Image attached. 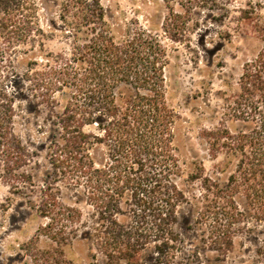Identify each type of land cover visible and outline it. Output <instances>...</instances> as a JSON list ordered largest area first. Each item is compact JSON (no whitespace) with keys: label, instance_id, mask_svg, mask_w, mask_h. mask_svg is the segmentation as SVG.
I'll return each mask as SVG.
<instances>
[{"label":"trees","instance_id":"trees-1","mask_svg":"<svg viewBox=\"0 0 264 264\" xmlns=\"http://www.w3.org/2000/svg\"><path fill=\"white\" fill-rule=\"evenodd\" d=\"M168 9L162 30L173 41L172 33L183 30L186 21ZM255 10L251 6L241 12L246 18L257 15L255 30L263 45L244 65L240 94L230 106L235 120L252 121L253 126L234 131L221 122L201 132L213 158L222 151L238 156L235 168L221 183L207 176L202 163L189 162V179L201 189L197 222L209 228L203 241L222 255L233 249L235 225L245 214L237 194L243 195L252 215L264 219V17ZM39 11L35 0H0V30L10 47L42 49L43 40L53 33L66 42L64 50L44 54L45 63L32 57L22 79L49 109V162L56 173L84 187L98 216L84 231L81 211L62 201L57 178L46 174L38 200H31V208L48 219L38 234L60 247L80 236L82 243L92 242L106 264H140L143 251L153 243L157 264H174L179 249L176 212L187 196L173 179L184 169L176 153L181 150L179 116L165 97L166 47L158 33L137 19L114 25L101 0H60L56 13L62 27L57 32L50 26L51 35ZM123 84L133 93H118ZM63 92L69 96L62 107L57 94ZM16 109L15 96L1 90L0 177L14 193L22 188L34 192V175L23 170L34 156L15 133ZM216 169L223 170L220 164ZM122 201L132 214L127 223L118 219L124 213Z\"/></svg>","mask_w":264,"mask_h":264},{"label":"rangeland","instance_id":"rangeland-1","mask_svg":"<svg viewBox=\"0 0 264 264\" xmlns=\"http://www.w3.org/2000/svg\"><path fill=\"white\" fill-rule=\"evenodd\" d=\"M39 19L49 32L53 26L57 32L62 27L57 19V3L60 0H35ZM109 20L123 24L137 19L141 24L159 34L167 49L168 63L165 69V97L168 105L179 116L178 143L183 172L173 179L187 196L177 208L178 222L174 229L179 235V249L174 264H264V219L252 215L253 211L242 194L236 201L243 210V221L235 225L233 249L222 255L203 241L209 233L204 223H198L201 207L200 184L189 179V162L203 164L205 173L224 183L234 170L238 156L222 151L218 158L208 152L206 140L201 137L203 129L226 123L232 130H249L252 121L235 120L231 102L240 94L239 78L247 62L253 61L261 50L263 40L255 30L257 15L246 18L242 9L256 7L264 17V0H101ZM172 8L184 15L186 26L173 32L171 40L164 34L162 24ZM53 33V32H51ZM49 32L48 35H51ZM44 41L45 48L30 44L15 45L4 39L0 30V91L5 90L16 99L15 133L34 158L23 170L34 175L35 191L21 189L14 193L11 186L0 177V264H106L105 258L91 241L82 243L81 237L71 244L60 247L43 235L38 228L48 219L31 208L38 200L42 178L49 174L57 178L60 196L65 204L79 208L84 217V231L98 216L95 208L87 202L83 186H76L54 170L49 162L47 144L52 127L46 120L49 109L34 95V88L22 77L32 57L40 63L48 52L64 50L66 42L58 33ZM11 60V62L9 61ZM118 93H133V88L120 85ZM68 93L57 94L62 107ZM222 172H218L217 165ZM1 173V166H0ZM127 197H129L127 195ZM124 211L118 214L119 221H130V207L121 202ZM83 228H81L82 230ZM79 231L78 234L82 233ZM37 254L38 258H35ZM140 264H157L154 244L143 251ZM96 255L97 259L94 258ZM38 260V261H36Z\"/></svg>","mask_w":264,"mask_h":264}]
</instances>
